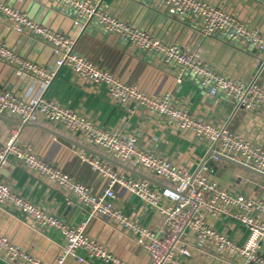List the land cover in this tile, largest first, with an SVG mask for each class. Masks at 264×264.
Returning a JSON list of instances; mask_svg holds the SVG:
<instances>
[{"label": "built area", "instance_id": "obj_1", "mask_svg": "<svg viewBox=\"0 0 264 264\" xmlns=\"http://www.w3.org/2000/svg\"><path fill=\"white\" fill-rule=\"evenodd\" d=\"M146 1L169 16H185L203 36L249 45L264 53V34L209 0ZM52 3L59 11H71L72 22L80 29L93 24L124 43L160 57L173 68L178 83L185 73H190L208 95L221 94L233 104L232 116L239 109H264V85L259 82L264 57L249 80L234 78L207 66L198 50L161 41L147 30L103 9L99 0H52ZM0 15L6 19V26L12 32L35 36L53 49L55 68H48L20 55L0 40V65L9 67L21 77L33 79L42 91L51 84L57 68L66 66L80 82L104 85L112 103H132L134 107L165 118L177 130L191 133L201 140L215 159L224 156L264 173V147L234 132L230 128L231 118L222 124L210 123L191 115L167 94H149L136 85L122 82L110 71L79 55L69 35L37 22L24 10L2 0ZM0 115L16 117L22 123L56 124L75 135L79 143L98 147L110 158L132 164L159 179L164 186L157 188L145 178L127 176L111 163L80 151L81 161L106 180L104 189L95 193L58 166L40 158L30 143L19 140L16 129L11 130L0 144V169L14 162L40 176L59 189L68 203L84 208L89 219H101L124 231L131 241L146 251L150 264H195L190 238L211 245L216 254L225 252L237 257L242 264H264V255L260 254L264 239V203L220 187L208 176L213 170L211 166L202 165L196 174H192L172 160L142 148L134 136L100 127L87 116L43 95L22 98L0 87ZM116 187L126 190L159 213L163 219L161 225L150 228L118 207L115 204ZM0 206H11L37 226L55 230L62 236L64 246L52 264H63L67 255L78 261L88 258L102 263L129 264L112 254L102 242L88 236L83 224L66 225L55 213L13 192L1 179ZM216 218L242 225L247 231L245 240L237 242L226 231L213 226L212 221ZM0 255L7 264H47L3 234H0Z\"/></svg>", "mask_w": 264, "mask_h": 264}, {"label": "crops", "instance_id": "obj_2", "mask_svg": "<svg viewBox=\"0 0 264 264\" xmlns=\"http://www.w3.org/2000/svg\"><path fill=\"white\" fill-rule=\"evenodd\" d=\"M2 1L24 10L37 22L69 35L74 40V49L79 55L110 71L122 82L136 85L149 94H167L191 115L210 123L222 124L231 118L230 128L234 132L251 143L264 147V109H239L232 116L233 104L221 94L208 95L190 73H185L182 81L178 83L173 68L166 65L160 57L124 43L115 35L108 34L93 24L80 29L72 22V12L59 11L52 0ZM209 1L223 7L247 26L256 28L264 34V0ZM99 4L103 9L147 30L165 43H175L185 49L198 50L207 66L234 78L249 80L260 67L264 57V53L249 45L242 46L219 37L203 36L195 24L185 16H169L148 5L146 0H99ZM7 24L6 19L0 15V40L5 41L20 55L45 67L55 68L56 55L50 45L35 36L12 32L7 28ZM259 82L264 85V69ZM0 87L22 98L43 95L45 98L54 99L69 109L87 116L100 127L117 129L125 136H134L142 148L172 160L192 174H196L202 165H209L213 170L208 176L220 187L264 203L263 176L222 158L215 159L213 153L200 139L189 132L177 130L163 117L134 107L132 103L126 105L112 103L107 97L104 85L82 83L66 66L57 68L51 84L42 91L40 85L33 79L21 77L9 67L0 65ZM0 116H2L0 144L6 140L11 130L16 129L19 140L30 143L40 158L58 166L75 181L89 186L95 193H100L104 189L106 180L79 157L80 151L92 156H96L95 154L35 125L16 123L20 122L16 117ZM34 124L43 125L79 143L75 135L56 124ZM83 145L108 156L98 147ZM125 165L161 182L152 174L139 170L132 164ZM115 167L125 172L127 176L139 177L125 169ZM0 179L13 192L55 213L66 225L83 224L88 236L102 242L112 254L129 264H150L146 251L131 241L124 231L101 219H89L84 208L68 203L59 189L22 165L13 162L2 167ZM150 182L154 187H161L155 182ZM115 191L117 193L115 204L126 213L134 215L150 228L155 229L161 225L162 216L154 209L146 207L120 187H116ZM212 224L217 229L226 231L237 242L244 241L247 236L246 229L238 222L216 218ZM0 234L6 235L12 242L47 264L57 260L64 246V240L57 231L37 226L11 206H0ZM189 242L195 264H242L239 258L225 252L216 254L211 245L205 242H198L195 238H190ZM78 254L84 256L82 251H78ZM260 254L264 255V239L260 244ZM64 262L112 264L88 258L78 261L72 255ZM0 264H7L1 255Z\"/></svg>", "mask_w": 264, "mask_h": 264}, {"label": "water", "instance_id": "obj_3", "mask_svg": "<svg viewBox=\"0 0 264 264\" xmlns=\"http://www.w3.org/2000/svg\"><path fill=\"white\" fill-rule=\"evenodd\" d=\"M0 117H2V116H0ZM16 123H19V124H22V125H35V126H37V127H40V128H42V129H44V130H46V131H48V132H50V133L56 135L57 137H60V138L65 139V140H68L69 142L73 143V144L76 145L77 147H80V148H82L83 150H85V151H87V152H89V153H93V154H95L96 156H98V157H100L101 159H103V160H105V161L111 163V164L114 165V166L120 167V168L125 169V170H127V171H129V172H132V173H134L135 175H137V176H139V177H142V178H145V179H147V180H149V181L155 182V183L159 184L160 186H164L163 183H161V182H157V181H155L154 179H152L151 177H148V176H146V175H144V174H142V173H140V172H138V171H135L134 169L128 167L127 165H125V164H123V163H120V162H118V161H116V160L110 158L109 156H106V155L100 153V152H97V151L91 149V148L88 147V146H85V145H83V144H81V143H77V142L74 141V140H71V139H69V138H66L65 136H63V135H61V134H59V133H57V132H55V131H53V130H51V129H49V128L43 126V125H40V124H34V123H33V124H32V123H22V122H16ZM220 157H221L222 159L227 160V161H230V162H232V163H234V164H236V165H239V166H242V167H244V168H246V169H249L250 171L255 172V173H257V174H259V175H261V176L264 177V173L259 172V171L255 170V169H253V168H251V167H249V166H247V165H244V164H242V163H240V162H237V161H235V160H233V159H230V158H227V157H224V156H220ZM67 257H69V255H67V256L64 258V261H65V259H66ZM64 261H63V264H65Z\"/></svg>", "mask_w": 264, "mask_h": 264}]
</instances>
